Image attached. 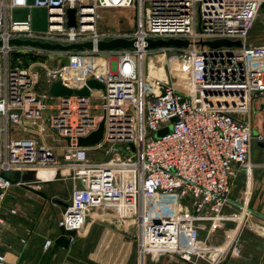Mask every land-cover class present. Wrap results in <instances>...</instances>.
Here are the masks:
<instances>
[{"label":"built area","instance_id":"2783aa9c","mask_svg":"<svg viewBox=\"0 0 264 264\" xmlns=\"http://www.w3.org/2000/svg\"><path fill=\"white\" fill-rule=\"evenodd\" d=\"M263 4L264 0H0V212L14 185L8 172L52 169L50 180L38 173L41 181L60 175L73 184L68 206L57 219L59 228L79 231L91 211L114 212L136 223V264L167 251L199 264L212 251L200 239L199 222L221 215L235 179L257 166L253 141L264 143V47L249 42ZM34 7L48 11L45 31H35L31 17H12L15 8ZM70 9L75 10L74 25ZM106 9H135L136 28L101 29V11ZM115 38L134 40V46L98 47ZM11 39L62 46L90 42L93 47L49 49L10 43ZM149 39L188 40L189 45L149 48ZM218 39L241 41L242 46L200 44ZM16 50L46 59L18 68L13 65ZM169 52L172 81L146 74V56ZM93 58L103 59V65L90 64ZM71 74L79 75L77 86L70 83ZM90 78L102 81L106 90L92 88L89 95L49 93L55 81L80 88ZM254 107L261 114L257 135ZM103 118L101 142L78 146V138L96 130ZM164 128L168 131L158 135ZM50 135L63 144L49 143ZM100 150L112 156L91 157L92 151ZM52 244L47 239L44 247ZM230 248L241 251L236 239ZM0 264L13 263L0 251Z\"/></svg>","mask_w":264,"mask_h":264},{"label":"crops","instance_id":"0c3cea01","mask_svg":"<svg viewBox=\"0 0 264 264\" xmlns=\"http://www.w3.org/2000/svg\"><path fill=\"white\" fill-rule=\"evenodd\" d=\"M256 163L258 164L256 168H259V170H254L257 172L244 173L248 178L245 183V192H242L243 196L235 195L236 180L233 184L231 201L245 211L241 213L236 208L232 211V216L235 213L237 217L232 218L226 215L223 217V225L227 224L229 227L230 225L233 226V219L245 218L244 227L242 225L232 229L227 226L221 227L226 230L225 237L223 235V239L218 242L221 245L217 249L219 257L222 254L225 256V252L231 250L229 241H227V234L236 236L241 228L244 232L243 239L238 244L242 248L243 254L240 257L230 255L226 264H264V152ZM13 186L20 185L14 184ZM43 198L47 201L52 199L50 196ZM58 204L60 206V216L63 206L60 203ZM4 205L0 212V251L5 253L13 264H32V259L35 262L33 264H136L135 235L137 227L132 219L122 218L114 212L93 210L89 214L86 226L79 230L75 239L71 241L70 247L64 248L56 244V238L60 235L57 224L59 216L56 219L54 229H37L34 224L33 227L25 228L23 223L20 222L22 219L27 220V217H25L27 211L22 209V205L18 203V209L11 206L8 208ZM12 209H15L16 212L13 213ZM204 221L206 220L200 221L199 225ZM208 221L212 223L213 220ZM218 221H221V219L218 218L213 221L214 224L210 229L211 236L216 231L215 224ZM228 230H230L229 233ZM217 234L216 231L214 237ZM201 236L202 227L200 225V239L203 242ZM23 239H25V242L22 241ZM47 239L53 240V244L49 248L44 247ZM204 243L211 246L212 251L210 253H214L211 257L215 258L216 244L212 245L206 241ZM147 264L189 263L181 260L174 252L167 251L162 254L149 255ZM204 264H216V258L204 262Z\"/></svg>","mask_w":264,"mask_h":264},{"label":"rangeland","instance_id":"374dc122","mask_svg":"<svg viewBox=\"0 0 264 264\" xmlns=\"http://www.w3.org/2000/svg\"><path fill=\"white\" fill-rule=\"evenodd\" d=\"M30 3H33L34 0H29ZM102 17L100 18L99 21V27L101 29H108V30H126V31H132L136 28L137 22H136V18H137V12L135 9H106V10H102L101 11ZM12 17L14 19L17 20H25V19H29L31 17L32 20V28L35 31H45L48 28V11L46 8L43 7H34L32 9L30 8H15L12 12ZM249 42L254 44V46L263 48L264 47V5L261 7L260 9V13H259V17L254 25V27L252 28V30L250 31V35H249ZM173 52H169L167 55H164L162 53H150L148 56H146L145 60H144V68L146 71V74H149L150 77L154 76V77H160L163 79H167L169 78L170 81H172V75H171V71H170V58L172 56ZM46 58H42L39 56H35V55H29L24 53L23 50H16V52L13 55V65L15 67L18 68H23L26 67L28 65H30L31 63L34 62H39L42 60H45ZM65 60V59H64ZM50 63L53 61H49ZM104 60L101 58H97V59H90L89 63L92 65L96 66H102L103 65ZM70 83H72L74 86H77L76 84H78L80 82V78L79 75H70ZM93 103L97 104V103H101L100 100H96L93 99ZM96 113H102L101 110L99 109H95L94 110ZM48 114H52V111H48ZM261 119V114L259 112V109L254 107L253 110V128H254V135L258 134V124L259 121ZM22 133H19V135H22ZM30 135V134H28ZM47 140L49 143L54 144V145H60L63 144L62 140H59L57 138H55L54 136H49L47 137ZM264 152V146L260 145V142L257 140L253 141L252 144V160L255 164L256 161H258L262 154ZM112 155H106L105 154V150L102 151H97V153H91V157L92 158H96V160H101V159H108L110 158ZM258 165V164H257ZM257 167V166H256ZM254 167L252 169L251 172L259 170V168ZM256 169V170H254ZM247 171H243L241 174H239V176L235 179L236 180V187H235V195L236 196H243V193L245 192V183L247 181V175H245L244 173H246ZM257 172V171H256ZM255 172V174H256ZM54 176V174L52 175V177ZM52 177H50L49 179H52ZM39 189L43 190L44 192H46L48 194V196H50L52 199L50 200H46L43 197L37 195L34 192H31L27 189H23L20 186H11L8 190V194H7V199L5 201V207H13L15 209L17 208V204L20 203L22 205V209H24L25 211H27L26 216L27 220H20V222L23 223V227H33V224L35 226H37V229H42V230H51L55 228V222L57 217L59 216V204L55 202V199H60L62 201H69L70 197H71V193H72V189H73V184L72 181L70 179H65L63 177H61L60 175H57L55 177L54 180L49 181V182H39L37 184H35ZM234 189V186H233ZM233 189L230 195V202L228 203V206L224 209V211L221 213V215L218 217L219 219H221V221H218L217 224H215L216 231H217V236L214 237V234L216 231H214L213 236H211V232L210 229H212V226L214 224V220L212 221H208L210 219H206V221L202 222L200 225L202 227V240L203 242H208L212 245L216 244V264H226V261L228 259V257L231 256H236V257H240L243 254L242 248L240 247L241 251L240 252H234L231 250H226L227 252L226 255L224 256L223 254L220 255L221 257H219V253H218V247H220L221 245H219L222 239H223V235L225 237V230L224 226L229 227L227 224H224V215L226 216H232V211H234V209L237 208L238 212H244L245 210L237 205H235L232 201H231V196L233 195ZM243 192V193H242ZM234 198V197H233ZM175 202V201H174ZM173 202V203H174ZM171 205V203H169ZM189 207V204H187V202H185V206ZM178 206V204L175 202L174 207H172L174 210L175 208ZM185 212L189 214H191V212L189 213V210L187 207H185ZM217 218V219H218ZM216 219V220H217ZM220 222V223H219ZM244 222H245V218H235L233 219V226L230 225L229 228H237V226L242 225V227H244ZM21 223V224H22ZM214 226V227H215ZM226 228V227H225ZM215 230V229H214ZM221 230V231H220ZM230 230H228L229 233ZM220 233V235H219ZM233 233V232H232ZM243 229L241 228V230L239 232H237L236 236L232 235V234H227V241H229V246L231 245L232 241L234 239H236L237 243H241L242 239H243ZM231 249V248H230ZM224 253V254H225ZM214 253H209L206 258H204L203 260L199 261V264H204V262H207L211 259H215L212 258L211 256ZM219 257V258H218ZM34 260L32 259V264H33ZM35 263V262H34ZM137 263V260H136ZM147 264V262H146Z\"/></svg>","mask_w":264,"mask_h":264},{"label":"water","instance_id":"95a60500","mask_svg":"<svg viewBox=\"0 0 264 264\" xmlns=\"http://www.w3.org/2000/svg\"><path fill=\"white\" fill-rule=\"evenodd\" d=\"M264 5V4H263ZM70 25L75 24V10L70 9ZM10 43H16V44H31V45H39L44 48H49V49H56V48H61V49H71V48H83V47H93V44L88 42L85 44H72L69 46H62L60 44H50V43H42V42H36V41H31V40H20V39H11ZM202 45H209L213 48L221 47V46H227V47H232V46H242L241 41H231L228 39H218L215 41H202L200 42ZM0 45H2V41L0 40ZM184 46L187 47L189 45L188 40H180V39H170V40H153L149 39L148 40V47L149 48H156V47H161V46ZM134 46V40H128L125 38H115L110 41H101L98 44V47L100 49H115V48H127V47H133ZM92 88H98L102 90H106L105 84L96 79V78H90L87 79L86 83L80 87V88H75L70 86L69 84L63 82L62 80L55 81L52 83V85L49 88V93L52 94L53 96H63V95H71L73 93L79 94V95H89L90 91ZM104 131H105V119L103 118L99 126L96 130H94L92 133H90L86 137H79L78 138V146H94L98 143L101 142V140L104 137ZM168 131V128H164L158 132V135H163L165 132ZM66 141L68 145H71V140L69 137H66ZM261 146L264 145V143H260ZM6 177L13 182V184H19L23 188L34 192L40 196H43L45 198H48V194L44 192L43 190L37 188L34 184L38 183L41 181V179L38 177V171L37 170H28L25 173H21L19 171H16L14 173L8 172L6 174ZM57 203H60L63 206V210L65 211L66 207L68 206V202L62 201L60 199H55ZM60 235L56 238V244L64 247V248H69L71 245V239L69 236L76 237L78 232L77 230H66L64 227L59 228Z\"/></svg>","mask_w":264,"mask_h":264},{"label":"bare ground","instance_id":"6f19581e","mask_svg":"<svg viewBox=\"0 0 264 264\" xmlns=\"http://www.w3.org/2000/svg\"><path fill=\"white\" fill-rule=\"evenodd\" d=\"M39 177L44 180H50L49 178L52 177L53 174H55L54 170H40Z\"/></svg>","mask_w":264,"mask_h":264}]
</instances>
